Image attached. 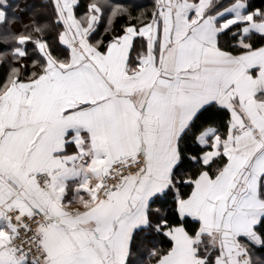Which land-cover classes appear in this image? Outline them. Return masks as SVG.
I'll list each match as a JSON object with an SVG mask.
<instances>
[{"label": "snow or ice", "instance_id": "obj_1", "mask_svg": "<svg viewBox=\"0 0 264 264\" xmlns=\"http://www.w3.org/2000/svg\"><path fill=\"white\" fill-rule=\"evenodd\" d=\"M0 264H264V0H0Z\"/></svg>", "mask_w": 264, "mask_h": 264}]
</instances>
